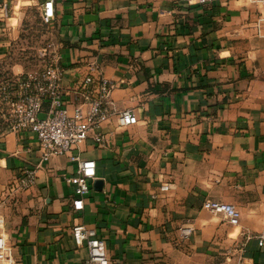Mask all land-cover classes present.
<instances>
[{
  "label": "crops",
  "instance_id": "0c3cea01",
  "mask_svg": "<svg viewBox=\"0 0 264 264\" xmlns=\"http://www.w3.org/2000/svg\"><path fill=\"white\" fill-rule=\"evenodd\" d=\"M47 1L0 0V78L29 74L12 50ZM50 25L65 99L96 63L117 110H134L138 122L113 119L103 143L90 138L75 151L97 167L76 211L63 179L77 171L72 155L43 162L36 138L10 131L0 105V235L17 264H82L89 254L76 226L106 240L110 264H237L242 253L264 264L253 238L264 225V9L250 0H54ZM27 167L36 184L12 191ZM208 199L236 206L240 224L203 209ZM184 226L195 233L182 242Z\"/></svg>",
  "mask_w": 264,
  "mask_h": 264
},
{
  "label": "built area",
  "instance_id": "2783aa9c",
  "mask_svg": "<svg viewBox=\"0 0 264 264\" xmlns=\"http://www.w3.org/2000/svg\"><path fill=\"white\" fill-rule=\"evenodd\" d=\"M175 1L189 6H202L221 0ZM250 1L264 9V0ZM161 13L170 14L169 11ZM53 19L54 0H48L44 5L42 20L50 25ZM61 62L62 55L57 52L40 71L22 77L1 79L0 105L6 109L3 119L10 131L29 132L36 138L43 162L54 156L72 155V161L78 164L77 171L63 179L74 188L76 199L73 201V207L79 211L83 209L84 200L91 193L97 167L95 161L73 154L90 138L103 143V128L111 120L116 119L120 128H126L136 124L138 118L134 110H117L112 98L115 87L104 77L102 69L96 63L88 65L89 72L75 90L73 102H68L62 87L64 69ZM36 180L37 170L24 168L11 190L27 191L36 184ZM160 190L169 192L170 184H162ZM203 209L213 215H220L223 221L231 226L240 224L241 213L232 204L208 199L203 202ZM2 223L3 219L0 218V224ZM194 233L192 226L182 227L181 241L188 240ZM72 234L77 246H85L88 249V258L82 264H110L106 240L99 236L95 228L76 226ZM253 238L264 254V225ZM0 264H17L12 246L3 234L0 235ZM237 264H253V261L242 253Z\"/></svg>",
  "mask_w": 264,
  "mask_h": 264
},
{
  "label": "rangeland",
  "instance_id": "374dc122",
  "mask_svg": "<svg viewBox=\"0 0 264 264\" xmlns=\"http://www.w3.org/2000/svg\"><path fill=\"white\" fill-rule=\"evenodd\" d=\"M21 40L13 47L15 60L22 62L29 73L40 71L57 53L60 46L55 41V28L45 24L41 14L34 12L22 25Z\"/></svg>",
  "mask_w": 264,
  "mask_h": 264
},
{
  "label": "water",
  "instance_id": "95a60500",
  "mask_svg": "<svg viewBox=\"0 0 264 264\" xmlns=\"http://www.w3.org/2000/svg\"><path fill=\"white\" fill-rule=\"evenodd\" d=\"M41 117H44V115H41ZM95 185L100 187L102 185V182L101 181H98V182H96Z\"/></svg>",
  "mask_w": 264,
  "mask_h": 264
},
{
  "label": "trees",
  "instance_id": "16d2710c",
  "mask_svg": "<svg viewBox=\"0 0 264 264\" xmlns=\"http://www.w3.org/2000/svg\"><path fill=\"white\" fill-rule=\"evenodd\" d=\"M6 78H9V77H4V76H3L2 78H0V80H1V79H6Z\"/></svg>",
  "mask_w": 264,
  "mask_h": 264
}]
</instances>
